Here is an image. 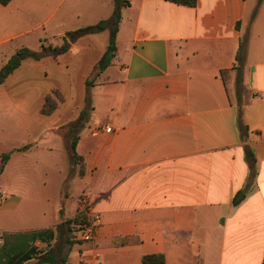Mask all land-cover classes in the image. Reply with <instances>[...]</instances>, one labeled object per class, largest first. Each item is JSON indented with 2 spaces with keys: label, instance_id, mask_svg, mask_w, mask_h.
Wrapping results in <instances>:
<instances>
[{
  "label": "crops",
  "instance_id": "crops-1",
  "mask_svg": "<svg viewBox=\"0 0 264 264\" xmlns=\"http://www.w3.org/2000/svg\"><path fill=\"white\" fill-rule=\"evenodd\" d=\"M126 1L117 55L91 90L94 110L79 133L81 168L72 177L62 129L79 108L64 121L63 90L46 81L52 69L63 70L73 97L85 96L109 32L81 37L57 57L26 59L0 84V156L13 152L0 174V264H36L56 243V227L82 211L81 199L98 222L91 248L67 245V264H142L152 254L166 264H263L264 0ZM113 9V0L0 5V70L19 49L60 46L67 32L108 19ZM39 32L42 39L28 37ZM244 36L241 90L235 79L232 87L240 103L231 104L221 71L239 66ZM55 93L57 108L46 115ZM247 148L256 182L235 206L249 175Z\"/></svg>",
  "mask_w": 264,
  "mask_h": 264
},
{
  "label": "trees",
  "instance_id": "trees-1",
  "mask_svg": "<svg viewBox=\"0 0 264 264\" xmlns=\"http://www.w3.org/2000/svg\"><path fill=\"white\" fill-rule=\"evenodd\" d=\"M13 0H0V5L7 6ZM114 1V9L113 13L110 18L101 20L97 24L85 26L79 28L74 31L67 32L64 43L60 46H46L44 43L42 44V48L40 52L32 51L28 48H21L19 49L3 66L0 70V84H2L5 79L12 74L26 59H34L40 60L46 56H53L57 57L69 51L71 45L74 44L77 40L81 37L91 34H98L104 31L109 32V43L107 49L99 62L95 65L93 72L91 73L90 77L86 80V87H87V110L83 112V114L75 120L67 124L63 127L64 137L69 144L72 160H73V167L80 164L81 158L76 153V146L79 140V133L81 129L86 125L89 121L90 113L92 109V97H91V88L95 85V80L101 74H103L112 64L113 60L117 55V34L119 32V27L122 19V9L127 5L126 0H113ZM171 3H175L178 5H184L188 7H195L198 3V0H166ZM262 0H259L258 6L260 5ZM256 11L253 14H256ZM240 24H238L239 28ZM247 42L246 36L241 39V46L239 50V55L237 56V61L239 62V66L237 68L232 69H225L221 71V78L225 85L229 100L231 104H235L236 102L240 101L238 93H235L233 90V80L235 79L234 83L235 86L241 90V74H242V51L245 50V44ZM236 71V75H235ZM59 95L55 93L54 97H47L45 103L43 105V113L46 115H50L55 111L57 108V100H59ZM240 108V107H239ZM239 129L241 132L242 139L244 140L248 128L245 126L241 120L239 121ZM77 133L76 136L74 134ZM29 146H25L22 150L28 149ZM13 152H8L0 156V174L3 173V170L10 160ZM246 160L249 166V175L247 182L244 188L238 192L233 200V204L235 206L242 203L246 197L253 191L256 182V162H255V155L252 149L247 148L245 151ZM72 175V170H71ZM88 222V216L85 214L84 211L79 212L76 217L72 220H66L59 224L56 227V243L47 249L45 252H42L40 255L35 256V263L36 264H67L68 262V255L65 253V249L67 245H69L68 251H78L83 252L92 247L91 240H73L72 239V232L73 226L81 225ZM54 233L52 232L50 237L51 239L54 238ZM136 242H139V239H136ZM124 243H128V241H124ZM33 256H27L26 260L32 259ZM142 264H166L165 257L162 254H152L146 255L142 259ZM264 264V263H263Z\"/></svg>",
  "mask_w": 264,
  "mask_h": 264
},
{
  "label": "rangeland",
  "instance_id": "rangeland-1",
  "mask_svg": "<svg viewBox=\"0 0 264 264\" xmlns=\"http://www.w3.org/2000/svg\"><path fill=\"white\" fill-rule=\"evenodd\" d=\"M28 37L31 39H42L43 36L41 35V32H39L38 34L30 35ZM70 73L72 74V72H70ZM51 75L52 76L48 78L49 81H46V82L49 83L50 85H51V82L54 85H55V83L58 84L59 87L63 90V94L65 96V104L63 106L64 113H61V118L63 116H65L66 118L64 119V121H69L68 116H69L70 112L72 111L73 107L77 106L79 108L78 117L76 118V120H77L78 118H80V116L83 114V112H85V110H87V107H88V105H87V94L85 96H82V97L78 96L76 94V97L74 98L73 96L75 95V93H74L75 91H73L72 81H71L69 75H68V80H67V77L64 76L63 70L52 69ZM36 79H37V72H35L34 77H33V80H36ZM85 87H86V81H85ZM12 90H13V84L10 83L9 84V91L12 92ZM86 90H87V87H86ZM91 90H92V88H91ZM237 103H240V101H238ZM91 105H92V109L94 110L92 103H91ZM93 110L90 113L89 121L92 117L91 114H92ZM61 118H59V120H61ZM65 123H67V122H65ZM63 133H64V131H63ZM76 135H77V133L74 134V136H76ZM72 166H73V164H72ZM80 168H81V166L78 164L77 166L73 167L71 170L73 173H75V171L77 173L80 170ZM71 170H69L68 175H67L69 177L73 176V175H71ZM69 184H70V180L67 179L65 184H64V188H63L64 194L67 193V190H69V187H70ZM70 192H71L70 196L72 197L73 194L75 193V189L72 188L70 190ZM81 198H83V197H81ZM71 200L72 199H70V201ZM82 200L83 199H81V204H83V205H81V210L82 211L84 210L85 214L88 215L87 210H86V204ZM72 202H74V201H72Z\"/></svg>",
  "mask_w": 264,
  "mask_h": 264
},
{
  "label": "built area",
  "instance_id": "built-area-1",
  "mask_svg": "<svg viewBox=\"0 0 264 264\" xmlns=\"http://www.w3.org/2000/svg\"><path fill=\"white\" fill-rule=\"evenodd\" d=\"M106 131L111 132V128L107 127ZM84 203L86 204L87 213H89V210L87 207V202H84ZM97 222H98L97 217H95L94 219L92 217L89 219V217H88V222L81 224V225L73 226L72 239L75 241H77V240H92L93 235H94V227H95ZM0 244H2L1 238H0ZM84 264H88V263H84Z\"/></svg>",
  "mask_w": 264,
  "mask_h": 264
}]
</instances>
